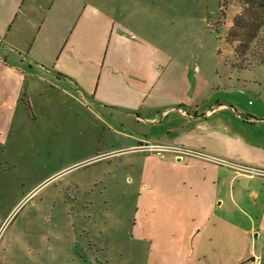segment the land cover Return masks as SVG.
<instances>
[{"label": "crops", "instance_id": "crops-1", "mask_svg": "<svg viewBox=\"0 0 264 264\" xmlns=\"http://www.w3.org/2000/svg\"><path fill=\"white\" fill-rule=\"evenodd\" d=\"M128 11L133 25L120 9L109 10L107 0H0V174L41 165L39 148L32 155L26 151L39 144L38 132L19 133L21 120L30 119L24 95L35 119L43 95L51 113L55 102L103 118L101 110L110 118L106 122L124 129H112L117 145L107 153L147 139L264 168V115L214 90H200L185 51L170 47L155 24L135 15L139 10ZM254 126L260 137L252 134ZM15 141L23 147L22 162L6 155ZM103 154L96 155L111 163L116 156L132 158L138 207L151 236L165 240L170 253L202 249L208 256L201 247L206 241L228 251L215 264H264V248H258L264 238V177L190 156Z\"/></svg>", "mask_w": 264, "mask_h": 264}, {"label": "rangeland", "instance_id": "rangeland-1", "mask_svg": "<svg viewBox=\"0 0 264 264\" xmlns=\"http://www.w3.org/2000/svg\"><path fill=\"white\" fill-rule=\"evenodd\" d=\"M134 2L107 0L109 10L120 9L131 25L128 9L139 10L135 15L155 24L170 47L182 48L200 90H214L215 96L264 115V65L235 68L236 52L227 40L233 19L241 12L238 0ZM43 96L36 103L40 117L29 112L30 119L21 120L19 127L21 135L36 137L38 132L39 144L25 150L29 155L41 150L39 169L17 166L0 174V264H215L229 257L224 246L216 251L206 241L201 247L211 252L208 256L202 249L170 253L165 240L151 236L148 218L138 207L132 158L116 156L111 163L96 155L111 153L107 151L115 148L112 143L117 145L112 129H124L116 121L106 122L110 118L101 110L103 118L78 105L55 102L56 114L51 113ZM260 130L254 126L252 134L260 137ZM21 147L15 141L6 150L7 157L22 162ZM260 239L258 248H264V238Z\"/></svg>", "mask_w": 264, "mask_h": 264}, {"label": "trees", "instance_id": "trees-1", "mask_svg": "<svg viewBox=\"0 0 264 264\" xmlns=\"http://www.w3.org/2000/svg\"><path fill=\"white\" fill-rule=\"evenodd\" d=\"M241 12L233 19L227 40L233 45L237 69L264 65V0H238ZM24 100L31 112L27 96ZM255 117L253 115H249Z\"/></svg>", "mask_w": 264, "mask_h": 264}, {"label": "built area", "instance_id": "built-area-1", "mask_svg": "<svg viewBox=\"0 0 264 264\" xmlns=\"http://www.w3.org/2000/svg\"><path fill=\"white\" fill-rule=\"evenodd\" d=\"M129 152H152L159 156L174 154L179 159H182L185 156L197 157V158L217 162L232 168H236L250 175H258L264 177V168L231 162L226 159H222L217 156L211 155L204 151L194 150L180 145L166 143L163 141H153V140L145 139L133 146L112 151L110 154H122ZM259 263L261 264V262Z\"/></svg>", "mask_w": 264, "mask_h": 264}, {"label": "water", "instance_id": "water-1", "mask_svg": "<svg viewBox=\"0 0 264 264\" xmlns=\"http://www.w3.org/2000/svg\"><path fill=\"white\" fill-rule=\"evenodd\" d=\"M252 259H254V257Z\"/></svg>", "mask_w": 264, "mask_h": 264}]
</instances>
